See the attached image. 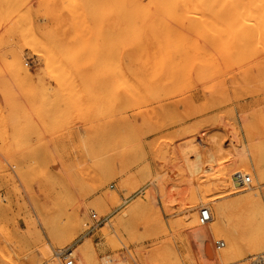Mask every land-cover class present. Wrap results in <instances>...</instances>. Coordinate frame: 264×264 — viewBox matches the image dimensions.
I'll return each instance as SVG.
<instances>
[{
    "label": "rangeland",
    "instance_id": "obj_1",
    "mask_svg": "<svg viewBox=\"0 0 264 264\" xmlns=\"http://www.w3.org/2000/svg\"><path fill=\"white\" fill-rule=\"evenodd\" d=\"M192 1L0 0V264H264V4Z\"/></svg>",
    "mask_w": 264,
    "mask_h": 264
},
{
    "label": "bare ground",
    "instance_id": "obj_2",
    "mask_svg": "<svg viewBox=\"0 0 264 264\" xmlns=\"http://www.w3.org/2000/svg\"><path fill=\"white\" fill-rule=\"evenodd\" d=\"M137 1H140V0H137ZM148 1H149V0H148ZM158 1H162V0H158ZM180 1L182 2V0H180ZM188 1H189V0H187V2H188ZM190 1H191L192 5H194L193 1H192V0H190ZM231 1H232V0H230V4H232ZM234 1H235V2H234ZM234 1H232V2H233V4L235 3V6L237 5V3H242V0H241V2H240V0H238V1H237V0H234ZM236 1H237V2H236ZM252 1H253V0H252ZM255 1H256V0H254V2H255ZM261 1H262V0H260V1L257 0V2H258V3H257V4H258L257 7H259L261 4H262V6H263V4H264V3H263L264 0H263L262 2H261ZM183 2H185V4L187 3V2L184 1V0H183ZM183 2H182V3H183ZM202 2H203V1H202ZM205 2H206V1H205ZM215 2H216V1H215ZM243 2H244V3H242V5H243V4H244V5L247 4V3L245 4L246 1L243 0ZM259 2L261 3L260 5H259ZM189 3H190V2H189ZM189 3H188V4H189ZM226 3H227V2H226ZM228 3H229V1H228ZM255 3H256V2H255ZM202 4H203V3H202ZM202 4H200V5H202ZM213 4H214V3H213ZM233 4H232V6H233ZM240 5H241V4H240ZM185 6H186V5H185ZM190 6H191V5H189V7H190ZM194 6H195V5H194ZM210 6H211V5H210ZM247 6H248V5H247ZM195 7H196V6H195ZM195 7H192V6H191V9L194 8V10H196L197 8L195 9ZM242 7H243V6H242ZM242 7H241V9H239V12H240V10H243ZM253 7H255V6H253ZM260 7H261V6H260ZM198 8H200V7H198ZM203 8H204V7H203ZM233 8H234V7H233ZM237 8H239V7L237 6ZM243 8H244V7H243ZM151 9H152V8H151ZM183 9H184V6H183ZM183 9H182V10H183ZM186 9H187V8H186ZM191 9H190V10H191ZM204 9H206V8H204ZM223 9H224V7H223ZM234 9H236V8H234ZM245 9L249 11V9H247V7H245L244 10H245ZM221 10H222V9H221ZM246 10L243 11V13L246 12ZM250 10H251V9H250ZM200 11H201V10H200ZM228 11H229V9H228ZM235 11H237V9H236ZM188 12H189V11H188ZM190 12H191V11H190ZM224 12H225V11H224ZM226 12H227V11H226ZM239 12H238V13H239ZM249 12H251V11H249ZM255 12H256V11H255ZM255 12H252V13L254 14ZM177 13H178V12H177ZM191 13H192V12H191ZM197 13H198V12H197ZM202 13H203L204 16H205V13H204V12H202ZM247 13H248V12H247ZM154 14H155V13H154ZM200 15H201V14H200ZM207 15H208V14H207ZM238 15H239V14H238ZM238 15H237V17H239ZM249 15H250V13H249ZM197 16H199V15H197ZM204 16H203V17H204ZM234 16H235V15H234ZM240 16H241V15H240ZM242 16H244V15H242ZM250 16L253 17V15H250ZM258 16H259V15H258ZM157 17H158V16H157ZM200 17L202 18V16H200ZM206 17H209L210 19L212 18L211 16H206ZM206 17H205V18H206ZM246 17H247V15H245V18H246ZM259 17H260V16H259ZM253 18H255V17H253ZM257 18H258V17H257ZM156 19H157V18H156ZM189 19H191V18H189ZM207 19H208V18H207ZM200 20H201V19H200ZM170 22H171V21H170ZM174 22H175V21H174ZM157 23H158V22H157ZM172 23H173V22H172ZM172 23H170V24H172ZM201 23H202V22H201ZM212 23H213V21H212ZM175 24H177V23H175ZM210 24H211V23H210ZM214 24H215V23H213V25H214ZM151 40H152V39H151ZM150 42H151V41H150ZM153 42H154V40H153ZM173 42H174V41H173ZM178 44H179V43H178ZM188 44H189V43H188ZM176 45H177V44H176ZM198 45H199V44H198ZM190 46H191V43H190ZM193 46H194V45H193ZM166 47H167V46H166ZM185 47H187V46H185ZM191 47H192V46H191ZM191 47H190V48H191ZM177 48H179V47H177ZM204 48H205V47H204ZM204 48H203V49H204ZM198 49H202V48H198ZM198 49H196V50H198ZM205 49H206V48H205ZM173 50H174V49H173ZM175 50H176V48H175ZM168 51H169V50H168ZM203 51H204V50H203ZM205 52H206V51H205ZM201 53H202V51H201ZM154 54H155V53H154ZM170 54H171V53H170ZM163 57H164V56H163ZM195 58H196V57H195ZM209 58H210V57H209ZM210 59H212V58H210ZM203 61H204V60H203ZM207 61H208V60H207ZM170 63H171V62H170ZM138 64H139V63H138ZM130 66H131V65H130ZM133 66H134V65H132V67H133ZM135 66H136V65H135ZM139 66H140V65H139ZM171 66H172V65H171ZM136 67H137V66H136ZM203 67H204V66H203ZM117 68H118V66H117ZM138 68H139V67H138ZM162 68H163V67H162ZM131 69H132V68H131ZM142 69H143V68H142ZM22 70H23V68H22ZM22 70H21V72H23ZM121 70H122V69L120 68V65H119V70H118V71H119V72H118L119 75H120V73H122ZM134 70H135V69H134ZM176 70H177V69H176ZM24 71H25V70H24ZM129 71H130V70H129ZM25 72H26V71H25ZM115 73L118 75L117 72H115ZM124 73H125V72H124ZM124 73L122 74V76L120 75V76H118V77H121V78H124V77H125L124 79H127L126 81H128V78H127V76H124ZM136 73H137V72H136ZM23 74H25V76H26V73L23 72ZM116 74H115V75H116ZM161 75H162V74H161ZM21 76H22V74H21ZM123 76H124V77H123ZM156 76H158V75H156ZM159 77H160V75H159ZM134 78H135V77H134ZM117 79H118V78H117ZM130 80H131V79H130ZM138 80H139V77H138ZM122 81H123V80L121 79V80H120V83H122V84H124V85L129 83V85H130V82H129V81H128L127 83L124 82V81L122 82ZM141 82H142V80H141ZM143 82H144V81H143ZM131 83H135V82H132V81H131ZM147 83H148V82H147ZM149 84H150V83H149ZM149 84H146V85H149ZM124 85H123V86H124ZM135 85H136V83H135ZM140 85H141V84H140ZM142 86H143V85H142ZM151 86H152V85H151ZM124 87H125V86H124ZM128 87H130V86L127 85L124 89H126V88L128 89ZM131 87L133 88V86H131ZM134 87H135V86H134ZM139 87H140V86H138V88H139ZM132 88H131V89H132ZM138 88H137V89H138ZM127 89H126V90H127ZM131 89H130V92L133 91V90H131ZM137 89H136V87H135V90H134V91H137ZM121 90H122V89H121ZM126 90H125V91H126ZM128 90H129V89H128ZM134 91H133V92H134ZM123 92H124V91H123ZM128 92H129V91H127V93H128ZM137 92H139V90H138ZM137 92H135V94H137ZM140 92H141V91H140ZM140 92H139L140 97H143V94L140 93ZM142 92H143V91H142ZM150 92H151V91H150ZM144 93H145V92H144ZM124 94H125V93H124ZM141 94H142V96H141ZM145 95H146V94H145ZM127 96H128V95H127ZM148 96H149V95H148ZM132 97H133V96H132ZM137 97H138V95H136V98H134V100L137 99ZM150 97H151V96H150ZM138 100H141V98H140V99H137V101H138ZM143 100H144V99H143ZM146 100H147V99H146ZM148 100H149V99H148ZM149 101H150V100H149ZM149 101H148V102H149ZM143 102H144V104H145V101H143ZM137 104H138V103H137ZM231 128H232V127H230V129H231ZM230 129H229V130H230ZM231 133H232V132H231ZM193 135H194V134H193ZM232 135H233V134H232ZM213 140H214V139H213ZM210 141H211V140H210ZM210 143H211V142H210ZM211 144H212V143H211ZM210 146H211V145H210ZM213 146H214V145H213ZM214 147H215V146H214ZM217 148H218V147H217ZM212 150H213V149H212ZM215 150H216V147H215ZM213 152H214V151H213ZM218 160H220V158H219ZM216 162H217V161H216ZM218 162H219V161H218ZM216 164H217V163H216ZM245 174H246V173H245ZM180 176H181V175H180ZM181 178H182V177H181ZM211 183H212V182H211ZM247 199H249V200H251V201L253 200V198H251V197H248ZM249 200H248V201H249ZM245 203H246V202H245ZM257 203H258V202H257ZM210 217H211V213H210ZM205 234H206V230H205ZM227 254H229V250H225V251H224V255H227ZM44 255H45V256H48V258H49V257H50V258L52 257V256H51V253H50L49 251H45V252H44ZM52 255H53V254H52ZM56 257H57V255H56ZM260 259H261V258H260ZM262 259H263V257H262ZM261 261H262V260H261ZM257 262H258V260H257ZM258 263H260V262H258ZM262 263H263V262H262ZM260 264H261V263H260Z\"/></svg>",
    "mask_w": 264,
    "mask_h": 264
},
{
    "label": "built area",
    "instance_id": "obj_3",
    "mask_svg": "<svg viewBox=\"0 0 264 264\" xmlns=\"http://www.w3.org/2000/svg\"><path fill=\"white\" fill-rule=\"evenodd\" d=\"M244 182L249 183L250 182V177L245 176L244 177ZM90 217L93 220L96 219V213L92 212L90 214ZM211 219L210 217V211L206 206H200L198 215H197V222L199 225H204ZM214 246L215 248H221L224 246V242L222 240H217L214 241ZM57 258L60 261V264H77L76 257L73 253V248L71 246L65 247L63 249H60L56 252Z\"/></svg>",
    "mask_w": 264,
    "mask_h": 264
},
{
    "label": "crops",
    "instance_id": "obj_4",
    "mask_svg": "<svg viewBox=\"0 0 264 264\" xmlns=\"http://www.w3.org/2000/svg\"><path fill=\"white\" fill-rule=\"evenodd\" d=\"M174 216V215H173ZM174 218V217H173ZM176 244H175V250H176V253L177 254H183L184 252H185V248L184 247H182V245L180 244V242L179 241H176L175 242ZM180 258V257H179Z\"/></svg>",
    "mask_w": 264,
    "mask_h": 264
}]
</instances>
